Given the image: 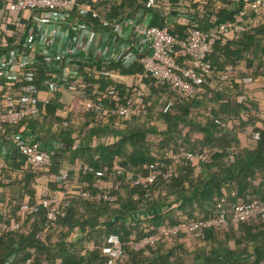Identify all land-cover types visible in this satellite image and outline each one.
I'll use <instances>...</instances> for the list:
<instances>
[{
  "label": "trees",
  "instance_id": "trees-1",
  "mask_svg": "<svg viewBox=\"0 0 264 264\" xmlns=\"http://www.w3.org/2000/svg\"><path fill=\"white\" fill-rule=\"evenodd\" d=\"M247 1L77 0L70 14L92 29L101 27V19L113 24L140 10L151 14V25L157 27H165L169 15L183 17L184 23L168 30L184 39L189 28L210 33L233 21ZM165 6L170 14L162 16ZM246 12L245 20L254 25L215 42L207 56L209 71H198L201 82L191 97L145 76L138 60L130 66L120 61L104 66L78 63L82 80L64 83L59 70H49L37 50L31 71L14 81L1 79L0 86L9 84L19 105L36 100L40 92H47L48 98L36 103L38 112L19 124H0V222L22 223L19 231L0 230V264H24L31 249L30 264H106L102 248L110 235L118 236L126 254L116 264H253L264 259L260 218L219 230L206 228L197 237H165L143 251L129 246L162 227L216 217L221 198L226 210L239 203L264 202V130L256 126L259 107L248 89L259 83L264 90V11ZM31 25L29 19L0 31V57L24 48ZM177 61L182 67L189 65L185 58ZM111 72L124 81L112 80ZM115 92L118 105L128 96H139L144 108L138 116L94 108L63 114L77 98L115 106ZM27 136L52 147L48 168L25 166L14 144L16 138ZM180 148L209 153L204 161L175 164L167 183L158 177L149 187L134 184L139 174L147 175L150 164L165 169V151ZM42 180L47 196L67 195L55 227L40 240L45 218L36 188ZM84 182L91 194L106 192L116 199L82 200L75 191H66V184ZM117 183V189L106 187Z\"/></svg>",
  "mask_w": 264,
  "mask_h": 264
},
{
  "label": "built area",
  "instance_id": "built-area-1",
  "mask_svg": "<svg viewBox=\"0 0 264 264\" xmlns=\"http://www.w3.org/2000/svg\"><path fill=\"white\" fill-rule=\"evenodd\" d=\"M76 2L77 0H11L9 2L8 9L13 12H34L36 15L31 18L32 25L25 39L24 48L14 49L8 57H0L2 80L14 81L22 72L31 71L36 66L33 53L38 49L39 55L47 58L46 63L49 70H53V67L56 68V65L50 62L51 56L56 62L60 57H65L66 54L73 57L74 62L71 60L61 62L59 79L64 83L71 80H82L78 73V62L88 65L99 63L104 66L106 62L120 61L124 66H130L134 60H138L143 67L145 76H149L157 83L170 86L182 97H191L195 93V85L201 82L198 71L203 73L209 71L207 56L212 52L215 42L228 34L240 33L252 27L254 21L250 23L245 20L246 10H252L257 14L264 11V0L247 1L244 9L235 15L233 21L221 23L216 30L210 33L189 28L184 39L170 34L167 28L140 24L133 17L113 24L101 19L100 33L103 36L106 34V37H100V41L97 43V32L86 30L85 26L80 25L76 19L71 17L70 11L75 8ZM37 14L43 15L39 17ZM50 16H53V19ZM85 31L86 36L83 37ZM58 34L66 37L64 45L59 47L56 45ZM132 50L136 52L133 53ZM178 58L188 59L189 65L180 66L177 61ZM26 68L28 69L26 70ZM110 77L114 81H124L122 77L113 72L110 73ZM109 89L113 92V87H109ZM117 96L116 92L113 93L112 99L114 103L116 102L115 106H106L101 102L97 104L77 98L68 104L63 114L94 108L105 110L106 113L116 112L119 116L135 117L144 108V104L137 95L126 97L124 105L117 104L119 102ZM47 98V92H40L37 94L36 100L19 105L11 94V86L9 84H5L4 87L0 86V124H19L25 117L36 114L38 112L36 103H43ZM15 141L14 147L24 157L26 167L46 169L50 166L51 155L54 152L51 146L42 147L41 143L31 136L23 139L16 138ZM106 142L112 143L113 140L108 139ZM208 153V151L192 153L182 148L174 152L165 151L164 155L169 159L165 169L158 168L157 164H150L147 175L139 174L134 184L149 187L158 177L167 183L175 164L181 160L193 163L204 161L207 159ZM1 154L6 155L5 150L1 151ZM97 175H101V172H98ZM57 180L61 182L63 177H59ZM66 185L68 194L75 191L74 193L82 200L101 198L106 201H114L116 199V196L106 192L91 194L86 190L88 184L85 182L75 186ZM118 186L119 183L112 184L109 188L117 189ZM147 194H149L148 191ZM66 195L64 193L54 196L45 194L38 201V205L44 210L45 218L44 228L37 236L40 240L55 227ZM224 204V198L219 199L216 203V208L220 210L216 217L165 226L140 240L129 242V246L131 250L143 251L146 247L165 237L176 235L197 237L206 228L219 230L226 228L229 223H244L255 218L264 219V202L239 203L227 210L224 208ZM31 211L28 209V213ZM21 228L22 223L19 221H11L9 224L0 222V230L2 231H19ZM102 253L108 257L106 264H116L117 261L126 257L122 243L116 235L108 237L106 245L102 248ZM30 254L31 257L24 264L32 262L34 249L30 250ZM253 264H264V259Z\"/></svg>",
  "mask_w": 264,
  "mask_h": 264
},
{
  "label": "crops",
  "instance_id": "crops-1",
  "mask_svg": "<svg viewBox=\"0 0 264 264\" xmlns=\"http://www.w3.org/2000/svg\"><path fill=\"white\" fill-rule=\"evenodd\" d=\"M11 0H0V31H4L7 27H12V26H18L19 22L20 21H25V20H31V18L36 15V13H28V12H13L11 10L8 9V4ZM170 7L169 6H165L163 8L162 11H160V14L163 16L165 14H170ZM39 17H42L43 14H37ZM130 17H133L136 19V22L140 23V24H143V25H150V26H154V25H151L152 24V15L149 14L148 12H145V11H137L135 12L132 16ZM50 18L53 19V16H50ZM72 20V19H71ZM247 20V19H246ZM78 23L82 26H85L86 30H93L95 33L97 32V43L100 41V37H103L105 38L106 37V34L103 36L100 32H101V27L100 28H97V29H92L88 26H86L84 23L78 21ZM184 23V19L183 17H176V16H173V15H169L165 21H164V26L165 27H159V28H169L171 27L172 25L174 24H182ZM254 25V23L252 24ZM157 27V26H156ZM65 33V31H63ZM56 34V33H55ZM54 34V36H55ZM101 34V35H100ZM66 35V34H65ZM86 36V31L83 33V37ZM228 37L231 36V34H228L227 35ZM36 38V37H34ZM65 40H66V37H63L61 34H58V37L56 39V45L59 47L61 45H64L65 43ZM96 41V39H95ZM96 43V44H97ZM95 44V45H96ZM94 45V46H95ZM37 51H39L37 49ZM94 51V49H93ZM91 51V52H93ZM132 52H136L135 50H132ZM46 59V62H47V58L44 57ZM50 62L54 65H56V68L53 67V70H56L60 72L61 70V62L64 61V62H67L68 60H71L74 62L73 60V57L69 54H66L65 57H60L58 62H56V60L54 61V59H52V56L50 57ZM79 63V62H78ZM0 81H1V76H0ZM262 88V85L257 83V84H253V85H249L248 86V89L251 91V96L256 100V102L258 103V118L260 121H258V123H256V126L259 127L260 129H263L264 130V90H261ZM106 140L108 139H112V138H105ZM241 142H242V145L244 146L245 145V139L244 137L241 136ZM66 169H71V167H65ZM43 185H44V181H40L39 185L37 186L36 188V201L38 202L42 196L45 195V191H44V188H43ZM111 186V184H107V188H109Z\"/></svg>",
  "mask_w": 264,
  "mask_h": 264
},
{
  "label": "rangeland",
  "instance_id": "rangeland-1",
  "mask_svg": "<svg viewBox=\"0 0 264 264\" xmlns=\"http://www.w3.org/2000/svg\"><path fill=\"white\" fill-rule=\"evenodd\" d=\"M153 137V136H152ZM151 138V137H150Z\"/></svg>",
  "mask_w": 264,
  "mask_h": 264
}]
</instances>
